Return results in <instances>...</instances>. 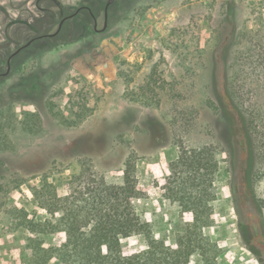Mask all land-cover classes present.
I'll use <instances>...</instances> for the list:
<instances>
[{"label":"rangeland","instance_id":"rangeland-1","mask_svg":"<svg viewBox=\"0 0 264 264\" xmlns=\"http://www.w3.org/2000/svg\"><path fill=\"white\" fill-rule=\"evenodd\" d=\"M107 2L0 0V74L35 39L0 77V102L12 108L0 150V264H34L29 225L52 218V185L67 195L84 158L113 183L131 158L142 192L135 208L154 238L175 246L191 222L164 188L180 142L209 146L220 160L215 222L204 229L218 264H264V0H115L106 16ZM33 78L43 89L37 105L12 99ZM82 98L95 110L76 125L47 106L67 112ZM34 106L38 133L22 124ZM123 245L144 247V236ZM190 264L203 262L194 254Z\"/></svg>","mask_w":264,"mask_h":264},{"label":"trees","instance_id":"trees-1","mask_svg":"<svg viewBox=\"0 0 264 264\" xmlns=\"http://www.w3.org/2000/svg\"><path fill=\"white\" fill-rule=\"evenodd\" d=\"M21 89L12 99L31 98L37 105L43 89L36 78ZM208 103L215 107L212 101ZM8 106V102H0V150L8 147V129L12 126L8 117L12 108L6 111ZM47 106L70 125L80 123L95 110L83 98L78 102L72 99L66 106L67 112L56 109L53 102H47ZM34 107L24 110L22 122L23 129L30 133L42 129L38 107ZM250 131L254 133L255 129L250 126ZM179 146V156L171 164L164 188L182 212L191 214V222L175 246L154 238L151 226L137 212L134 203L142 192L131 158L125 163L121 183L108 181L84 158L68 182L67 195L60 197L52 185L51 203L46 204L52 218L29 225L34 233V264H190L194 254L203 264H218L220 249L206 237L204 229L215 222L213 202L217 199L215 181L220 160L209 146L187 148L183 142ZM44 201L40 203L43 205ZM258 206L264 211V198L258 200ZM136 235L144 236L145 246L136 250L126 248L123 239ZM46 236H54L55 243H48Z\"/></svg>","mask_w":264,"mask_h":264},{"label":"water","instance_id":"water-1","mask_svg":"<svg viewBox=\"0 0 264 264\" xmlns=\"http://www.w3.org/2000/svg\"><path fill=\"white\" fill-rule=\"evenodd\" d=\"M114 1H115V0H108V2H107V4H106V16H107V8H108V6H109L112 2H114ZM79 11H80V9H78L75 13H73V14H71V15H68V16L63 17L62 20H61V22H60V25H59L58 30H57L56 32H54V33H51V34L47 35V36H50V37H54V36H56V35L59 33V31H60V29H61L63 23H64L66 20H68V19L74 17ZM34 40H35V39L30 40L28 43H26L25 45H23V46H21L20 48H18V49H17V50L11 55L10 59L8 60V69H7V71L4 72V73H2V74H0V75H2V76H7V75L10 73V67H11V66H10V62H11V58L14 57L15 55H17L22 49H24V48H26L27 46H29L32 42H34Z\"/></svg>","mask_w":264,"mask_h":264},{"label":"flooded vegetation","instance_id":"flooded-vegetation-1","mask_svg":"<svg viewBox=\"0 0 264 264\" xmlns=\"http://www.w3.org/2000/svg\"><path fill=\"white\" fill-rule=\"evenodd\" d=\"M79 12H80V11H79ZM79 12H78V13H79ZM78 13H77V14H78ZM77 14H76V15H77ZM94 29H95L96 31H99V30H100V29L98 28L96 22H95V27H94ZM10 66H11V62H10ZM10 68H11V67H10ZM0 77H2V75H0Z\"/></svg>","mask_w":264,"mask_h":264}]
</instances>
